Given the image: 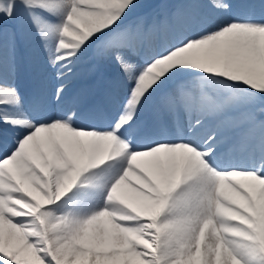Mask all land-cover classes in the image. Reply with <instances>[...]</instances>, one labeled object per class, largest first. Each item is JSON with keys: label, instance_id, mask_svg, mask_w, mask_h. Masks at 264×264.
Here are the masks:
<instances>
[{"label": "snow or ice", "instance_id": "obj_1", "mask_svg": "<svg viewBox=\"0 0 264 264\" xmlns=\"http://www.w3.org/2000/svg\"><path fill=\"white\" fill-rule=\"evenodd\" d=\"M0 264H264V0H0Z\"/></svg>", "mask_w": 264, "mask_h": 264}]
</instances>
